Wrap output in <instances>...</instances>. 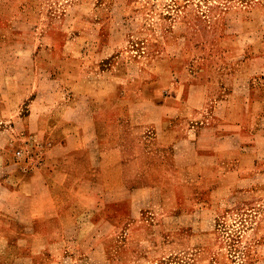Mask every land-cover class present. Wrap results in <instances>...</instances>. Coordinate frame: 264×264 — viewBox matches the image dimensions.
I'll return each mask as SVG.
<instances>
[{
	"label": "rangeland",
	"instance_id": "374dc122",
	"mask_svg": "<svg viewBox=\"0 0 264 264\" xmlns=\"http://www.w3.org/2000/svg\"><path fill=\"white\" fill-rule=\"evenodd\" d=\"M224 124L231 158H180L177 133ZM60 141L97 143L38 229L61 241L0 224V264H264V0H0V207Z\"/></svg>",
	"mask_w": 264,
	"mask_h": 264
},
{
	"label": "crops",
	"instance_id": "0c3cea01",
	"mask_svg": "<svg viewBox=\"0 0 264 264\" xmlns=\"http://www.w3.org/2000/svg\"><path fill=\"white\" fill-rule=\"evenodd\" d=\"M27 98H29L28 105L30 115H33L42 108V105L40 107L39 104L40 99L35 96ZM51 98L55 100V97ZM214 112H225L224 114H226L227 109H215ZM195 113L196 111L194 110H192V113L187 112V114L190 115H194ZM241 127L242 126L238 125L229 126L224 124L223 127L217 128L218 133H209L211 130H208L209 127H207L203 129V131L207 130V132H201L198 136L191 130H188L186 133H177L176 143L180 146L179 156L182 158L188 151H193L195 156L203 160V163L205 162V171H210L211 167L215 166L218 160H220L218 159L219 157L231 158L230 149L232 143L238 142L237 137L239 135H237L236 132H238ZM158 129L162 131V127H158ZM172 134V131H170V137H173ZM258 139V137H253V140L249 142L250 144L246 145L238 154L236 160L237 170H241L242 168L247 170L250 167L253 159L257 156V149L260 145ZM96 144L97 143H68V141L48 143V155L44 158L43 166L28 174H22L19 180L15 184L13 183L16 187H12L13 191L10 194V201L2 204V207H0V211L8 212L12 221L6 223V219L0 214V224H4L5 227L8 226L16 229V242H37L41 245V243L54 244L61 241V239L46 237V235L41 234L38 229L42 226L48 227L49 224L55 223L57 220H64L62 214L65 213L66 203L69 198V196L65 194L68 189L69 176L66 166L71 163L74 158L71 156L73 151L76 150L77 153V149L88 148L89 151H86V154H89V152L93 154ZM216 144L220 145L216 146ZM101 154L95 157L96 159L94 162L96 165H99L104 160ZM227 173L231 174V176L234 174L230 169L227 170ZM220 181L221 178H219V186L221 183ZM216 182H218V180ZM216 185L217 183L215 187L218 189L219 186ZM102 186L103 185L100 183H96L97 193L103 190ZM40 200L41 203H39ZM46 202H48V204ZM10 242H13V239L4 241V243ZM32 252L31 254L33 255H40L44 252V248L40 247L38 251L33 250Z\"/></svg>",
	"mask_w": 264,
	"mask_h": 264
},
{
	"label": "built area",
	"instance_id": "2783aa9c",
	"mask_svg": "<svg viewBox=\"0 0 264 264\" xmlns=\"http://www.w3.org/2000/svg\"><path fill=\"white\" fill-rule=\"evenodd\" d=\"M18 154L20 153V151L17 152Z\"/></svg>",
	"mask_w": 264,
	"mask_h": 264
}]
</instances>
